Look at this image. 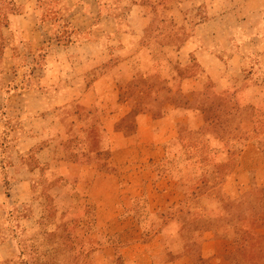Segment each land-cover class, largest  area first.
<instances>
[{
  "label": "crops",
  "instance_id": "obj_1",
  "mask_svg": "<svg viewBox=\"0 0 264 264\" xmlns=\"http://www.w3.org/2000/svg\"><path fill=\"white\" fill-rule=\"evenodd\" d=\"M13 1L19 13L8 15L0 39V186L11 188L4 202L12 229V207L35 196L22 232L39 223L50 227L43 232L96 235L126 201L122 183H131L122 182V164L135 176L170 151L181 129H206L205 99L230 96L264 114V0H122L133 10L122 19L111 14L114 0H63L87 10L62 18L70 29L64 37L36 17L32 1ZM159 22L176 29L152 31ZM141 79L148 91L137 87ZM247 147L259 152L250 139L240 151ZM230 169L227 184L238 163ZM117 245L122 264L143 259L132 252L146 246ZM83 257L81 264L111 262L98 251ZM190 263L184 255L168 264Z\"/></svg>",
  "mask_w": 264,
  "mask_h": 264
},
{
  "label": "rangeland",
  "instance_id": "obj_2",
  "mask_svg": "<svg viewBox=\"0 0 264 264\" xmlns=\"http://www.w3.org/2000/svg\"><path fill=\"white\" fill-rule=\"evenodd\" d=\"M28 1L35 5L36 17L50 20L54 32L59 31L61 37L67 36L70 30L62 18H72L77 12L87 14L86 9L65 6L63 0ZM114 1L110 11L117 18L122 19L133 11L122 8V0ZM13 2L0 0V39L8 15L19 13ZM150 14V9L141 10L144 17ZM160 27L176 29L160 22L151 29L156 28L157 32ZM137 87L148 91L143 79ZM221 107L211 110L220 124L210 125L212 114L207 112L210 122L206 127V131L212 129L220 137L211 132L212 140L209 134L203 133L204 129L202 132L181 129L180 135L170 143V151L160 153L156 165L146 162L147 166L135 175L137 180L133 167L127 169L122 164L125 176L122 182L131 183L130 186L122 183L126 201L122 202V210L110 219V225L102 226V232L96 235L83 238L70 229L66 231L67 228L61 233L43 232L50 227H40L39 223L22 232L21 216L25 212L32 215V210L37 208L35 196L33 202L22 201L21 206L12 207L15 225L20 231L12 229L5 217L4 202L11 188L0 186V264H81L85 252L94 256L95 251L98 255L108 254L111 260L108 264H122V249L120 256L117 245L122 241L146 246L132 252L137 255V261L139 253L142 255L139 264H148L150 253L154 256L150 264H168L184 255L189 257L190 264H264V155L251 147L240 151L248 138L255 141L264 137V121L260 120L261 114L254 119L256 114L249 108ZM251 118L253 122L244 121ZM132 123L133 116H130L125 125L131 129ZM245 126L250 128L248 132ZM232 163H238L239 169L234 183L227 184ZM170 183L174 187L166 191ZM34 190L37 195L38 189ZM107 228L111 232L105 234L103 229ZM106 240L116 244L114 249L89 251L93 245H102ZM95 261V264H106L99 258Z\"/></svg>",
  "mask_w": 264,
  "mask_h": 264
},
{
  "label": "trees",
  "instance_id": "obj_3",
  "mask_svg": "<svg viewBox=\"0 0 264 264\" xmlns=\"http://www.w3.org/2000/svg\"><path fill=\"white\" fill-rule=\"evenodd\" d=\"M17 9V8H16ZM13 14V13H12ZM204 99H202V101H203ZM205 103H206V105L204 106V108H205V110L207 111V112H210L211 113V110H217L218 108H220V109H222V105H224L225 107L227 106V105H231L233 108L235 107V108H238V109H240V110H242V109H244V108H249L250 110H252L253 112H254V114H256V116L255 117H253L254 119H256V118H258V116L260 115V112H256V110H254L253 108H251V107H244V108H239V107H237V106H235V105H233L232 104V100H231V97L230 96H216V97H212V98H209V99H205ZM212 114V113H211ZM261 117H264V114H261V116H260V120H262V118ZM253 118H251V120H249V119H244V121H246V122H253L254 121V119ZM222 120V119H221ZM211 121H213L212 123H210V125H212L213 127H214V125H218V124H220L219 122H221L220 120H219V118H217L216 117V114H212V120ZM219 121V122H218ZM262 121H264V120H262ZM255 128H258L257 126L255 127ZM244 129L246 130V132H248V130L250 129L248 126H245L244 127ZM256 131H258V129H256ZM208 132H210V133H208ZM211 132H213V130L212 129H209V131H206V129H204V134H209V136L210 137H213V135L211 134ZM214 133V132H213ZM214 135L215 136H217V137H220V136H218V134L216 133H214ZM244 135V134H243ZM246 135V134H245ZM247 136V135H246ZM222 137V136H221ZM264 141V137H261V138H257L255 141H254V143H255V145H256V147H257V149L259 150V152L262 154V155H264V148H261V143H262V141ZM248 140H249V138H248ZM247 140V141H248ZM261 141V142H260Z\"/></svg>",
  "mask_w": 264,
  "mask_h": 264
}]
</instances>
